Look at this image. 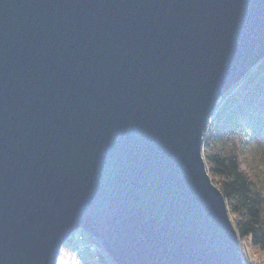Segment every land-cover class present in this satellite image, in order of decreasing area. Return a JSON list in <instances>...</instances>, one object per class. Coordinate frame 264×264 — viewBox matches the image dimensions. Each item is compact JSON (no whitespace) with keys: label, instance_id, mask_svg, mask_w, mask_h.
<instances>
[{"label":"water","instance_id":"obj_1","mask_svg":"<svg viewBox=\"0 0 264 264\" xmlns=\"http://www.w3.org/2000/svg\"><path fill=\"white\" fill-rule=\"evenodd\" d=\"M264 59V0H0V264L77 229L116 264H245L203 154Z\"/></svg>","mask_w":264,"mask_h":264},{"label":"trees","instance_id":"obj_2","mask_svg":"<svg viewBox=\"0 0 264 264\" xmlns=\"http://www.w3.org/2000/svg\"><path fill=\"white\" fill-rule=\"evenodd\" d=\"M214 112L203 142L209 173L226 198L240 237L250 236L264 251V155L260 148L264 145V59L226 94ZM250 140L262 160L245 154L244 146ZM242 160L249 172L242 168ZM69 245L64 243L62 253ZM84 264L116 263L103 251L88 254Z\"/></svg>","mask_w":264,"mask_h":264},{"label":"rangeland","instance_id":"obj_3","mask_svg":"<svg viewBox=\"0 0 264 264\" xmlns=\"http://www.w3.org/2000/svg\"><path fill=\"white\" fill-rule=\"evenodd\" d=\"M226 96V95H225ZM224 97H222L220 100H219V106L222 105L223 101H224ZM218 105V104H217ZM216 105V107H217ZM215 107V108H216ZM215 110V109H214ZM217 112H214L212 113L210 119H209V122L211 123L215 117ZM251 140L248 141V145L244 146V151H245V154H250L252 156H258L257 154V150L254 149L253 146H251ZM261 150L263 151V155H264V145L263 146H260ZM255 150V151H254ZM244 155V154H243ZM259 156H260V153H259ZM257 157L258 159L262 160L261 157ZM251 158V157H250ZM242 159H245V158H242ZM253 159V158H252ZM255 160V159H254ZM264 160V158H263ZM207 167L209 169V164L207 163ZM242 168L246 171H250V167L247 168V165L246 163L244 162V160H242ZM230 216L232 218V215L230 213ZM233 220V219H232ZM81 234H86V232L83 230V229H77L75 232H73L71 234V236L69 237V239L67 240V242L70 243V248L67 252L65 253H62L60 254L59 256V261H58V264H71V258H73V251H75V247L77 248L78 245L76 244V242L80 241L81 237L80 235ZM86 236H88V234H86ZM90 238V237H88ZM239 243H240V249H241V252H242V255H243V258H244V261H245V264H264V251L262 249H260L258 246L254 245L252 240H251V237L247 236V237H240L239 235ZM79 244V243H78ZM75 245V246H74ZM96 253L95 251L94 252H90V251H87L86 254H94ZM100 253V252H98ZM107 253V252H106ZM85 254V255H86ZM108 255V253H107ZM109 256V255H108ZM116 263V262H115Z\"/></svg>","mask_w":264,"mask_h":264},{"label":"built area","instance_id":"obj_4","mask_svg":"<svg viewBox=\"0 0 264 264\" xmlns=\"http://www.w3.org/2000/svg\"><path fill=\"white\" fill-rule=\"evenodd\" d=\"M80 236L81 237L79 238H81V240L76 242L78 247H75V251H73V258H71V264H84L87 256V251H90L91 253L94 251L96 253L104 251V248L101 244L97 242L96 239L92 237L88 238L89 235L86 236V234H81Z\"/></svg>","mask_w":264,"mask_h":264},{"label":"bare ground","instance_id":"obj_5","mask_svg":"<svg viewBox=\"0 0 264 264\" xmlns=\"http://www.w3.org/2000/svg\"><path fill=\"white\" fill-rule=\"evenodd\" d=\"M92 238H93V237H92ZM94 239H95V238H94ZM97 242H98L99 244H101V242H100V241H98V240H97ZM101 245H102V244H101ZM102 247H103V246H102ZM104 251H105V250H104ZM111 259H112V258H111Z\"/></svg>","mask_w":264,"mask_h":264}]
</instances>
